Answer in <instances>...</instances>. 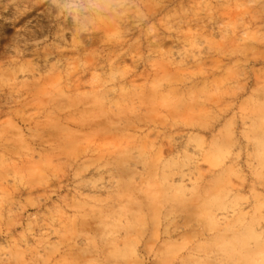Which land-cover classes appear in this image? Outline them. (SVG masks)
<instances>
[{"label":"rangeland","instance_id":"obj_1","mask_svg":"<svg viewBox=\"0 0 264 264\" xmlns=\"http://www.w3.org/2000/svg\"><path fill=\"white\" fill-rule=\"evenodd\" d=\"M0 264H264V0H0Z\"/></svg>","mask_w":264,"mask_h":264}]
</instances>
